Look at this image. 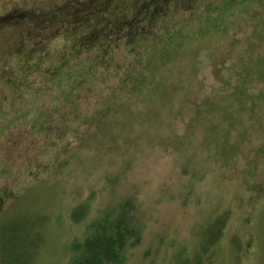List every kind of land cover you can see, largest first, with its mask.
Masks as SVG:
<instances>
[{
  "label": "rangeland",
  "instance_id": "1",
  "mask_svg": "<svg viewBox=\"0 0 264 264\" xmlns=\"http://www.w3.org/2000/svg\"><path fill=\"white\" fill-rule=\"evenodd\" d=\"M121 215L123 264H264V0H0V264Z\"/></svg>",
  "mask_w": 264,
  "mask_h": 264
},
{
  "label": "trees",
  "instance_id": "2",
  "mask_svg": "<svg viewBox=\"0 0 264 264\" xmlns=\"http://www.w3.org/2000/svg\"><path fill=\"white\" fill-rule=\"evenodd\" d=\"M94 30V33L98 31ZM134 222L131 217L122 215L111 221L103 217L85 236V251L75 252L71 264H123L128 240L138 236Z\"/></svg>",
  "mask_w": 264,
  "mask_h": 264
}]
</instances>
